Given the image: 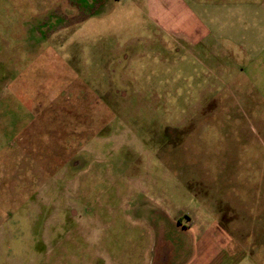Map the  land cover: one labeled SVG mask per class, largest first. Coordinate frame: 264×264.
<instances>
[{
  "label": "rangeland",
  "instance_id": "obj_1",
  "mask_svg": "<svg viewBox=\"0 0 264 264\" xmlns=\"http://www.w3.org/2000/svg\"><path fill=\"white\" fill-rule=\"evenodd\" d=\"M150 2L0 0V264H264V0Z\"/></svg>",
  "mask_w": 264,
  "mask_h": 264
},
{
  "label": "crops",
  "instance_id": "obj_2",
  "mask_svg": "<svg viewBox=\"0 0 264 264\" xmlns=\"http://www.w3.org/2000/svg\"><path fill=\"white\" fill-rule=\"evenodd\" d=\"M150 4H149V8L152 11V15L154 17V19L156 20V22L158 24L163 25L164 27H166L167 23H168V19L169 17H172L173 15H171V11H164L163 9L160 8L161 5V0H150ZM179 4V8L181 9V13L179 14L181 18L183 17H189L190 19V23H192L191 25V30H185L182 29L180 27H178L177 29L174 27L175 31L179 30V32L181 33H188L190 34V36H195L196 38L198 37V26H199V20L196 17V15L193 13V11L186 6L184 3L182 4V2H178ZM173 18V17H172ZM175 19V18H174ZM194 23V25H193ZM178 224L179 226L184 229V230H190L192 229L195 224H199L198 219L196 218V214L191 213V215H183V217H179L178 219ZM204 228L202 235H201V239L199 241V248L197 250V252L195 253V257L194 259H196V261L193 264H208V260L210 259H216L217 257L220 256V261L222 262L221 264H228L230 263L229 261V257L227 256V254L223 251H218L216 249V245H219L213 235V233H211L210 229H206ZM236 260L232 263V264H241V260H240V256H235Z\"/></svg>",
  "mask_w": 264,
  "mask_h": 264
}]
</instances>
